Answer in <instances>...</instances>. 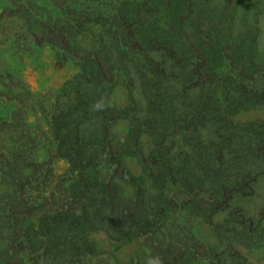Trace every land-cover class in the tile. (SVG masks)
Wrapping results in <instances>:
<instances>
[{
  "label": "rangeland",
  "instance_id": "374dc122",
  "mask_svg": "<svg viewBox=\"0 0 264 264\" xmlns=\"http://www.w3.org/2000/svg\"><path fill=\"white\" fill-rule=\"evenodd\" d=\"M0 264H264V0H0Z\"/></svg>",
  "mask_w": 264,
  "mask_h": 264
}]
</instances>
